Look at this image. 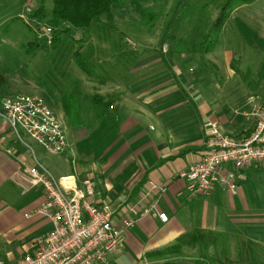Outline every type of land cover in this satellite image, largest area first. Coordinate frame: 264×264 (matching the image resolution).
Masks as SVG:
<instances>
[{"label": "crops", "instance_id": "obj_1", "mask_svg": "<svg viewBox=\"0 0 264 264\" xmlns=\"http://www.w3.org/2000/svg\"><path fill=\"white\" fill-rule=\"evenodd\" d=\"M164 53L169 63V51ZM136 60L130 82L114 81L112 92L111 86L106 88V101H114L115 108L106 106L101 120L96 114L93 130L69 124L72 138L67 137L66 149L59 153L71 150L67 160L74 172L68 175L76 177L80 188L85 189L86 179L93 181L88 196L93 204L109 208L115 220L134 221L123 234V246L96 264H158L162 260L147 255L196 231L198 242L186 248L203 255L173 263L223 264L217 254L219 237L246 241L264 251V165L252 163L237 171L235 191L217 183L209 194H194L182 176L206 153L207 120L217 119L230 136L255 129L252 112L264 104V73L239 87L224 80L220 91L226 97L208 98L198 88L197 76H184L174 63L165 64L160 52ZM7 127L0 118V259L10 263L30 251L52 223L32 217L46 196L43 187L31 183L33 155L8 137ZM86 141L105 144L98 154ZM158 212L166 213L168 221ZM214 240L215 246L209 245ZM212 247L216 254L211 258L206 252Z\"/></svg>", "mask_w": 264, "mask_h": 264}, {"label": "rangeland", "instance_id": "obj_2", "mask_svg": "<svg viewBox=\"0 0 264 264\" xmlns=\"http://www.w3.org/2000/svg\"><path fill=\"white\" fill-rule=\"evenodd\" d=\"M226 1L149 0L144 4L151 13L145 18L117 19L110 22V26H96L94 31L84 35L74 31L73 37L63 38L50 46L48 52L41 49L31 52L28 43L38 37L43 41L47 21L37 26L31 21V11L28 10L31 8L33 12L43 3L49 17L52 0H0V73L10 85L6 98L22 94L42 97L60 118L68 139H71L69 116L89 129L95 128L94 96L102 94L106 98L107 87L111 86L110 92L116 90L114 81L121 84L130 82L133 78L130 71L137 62L136 58L160 52L161 40L165 38L168 45L163 44L162 48L164 52L169 51V63H174L184 76H197L196 84L204 89L206 97L215 94L226 97V93L220 91L224 89L221 85L224 80L239 87L242 82L247 84V81L260 78L264 73V0H254L234 10L216 37L212 25ZM209 44L211 49L204 51L202 48ZM79 49L87 71L74 58L75 51ZM204 81L208 84H201ZM7 129L10 139L26 147L17 141L10 128ZM24 138L40 162L57 179L74 172L72 169L69 171L67 160L70 149L58 155L26 133ZM86 143L98 154L105 144L100 141ZM35 215L41 220L47 219L38 214V208L32 217ZM215 240L221 244L217 254L223 264H264L263 248L257 245L235 242L227 237ZM215 240L209 245L215 246ZM215 254V247L206 252L211 258ZM202 255V251L185 248L183 256L169 259L184 261ZM150 259L160 260L159 256ZM210 264L216 263L211 261Z\"/></svg>", "mask_w": 264, "mask_h": 264}, {"label": "built area", "instance_id": "obj_3", "mask_svg": "<svg viewBox=\"0 0 264 264\" xmlns=\"http://www.w3.org/2000/svg\"><path fill=\"white\" fill-rule=\"evenodd\" d=\"M28 11L32 13L31 8ZM44 33L51 43V28L45 27ZM252 115L257 122L248 134L230 136L221 129L217 119L204 123L206 153L182 173L192 193L209 194L217 183L235 191L237 171L252 163L264 165V104ZM0 118L35 159V164L29 167L31 183L43 187L46 196L38 207V214L52 223L51 230L35 239L30 251L15 262L0 259V264H96L119 250L123 246V234L134 221L115 220L109 208L93 204L88 198L93 193L90 179L85 180V189L79 187L74 175L57 179L35 157L34 149L24 138L26 133L52 153L65 151L64 124L46 101L30 94L6 98L1 103ZM157 215L162 221H168L166 213Z\"/></svg>", "mask_w": 264, "mask_h": 264}, {"label": "trees", "instance_id": "obj_4", "mask_svg": "<svg viewBox=\"0 0 264 264\" xmlns=\"http://www.w3.org/2000/svg\"><path fill=\"white\" fill-rule=\"evenodd\" d=\"M146 1L149 0H52V8L49 12V17L48 10L45 9V6L41 3L30 16L33 19V23L37 26L44 20L47 21L46 27H50L52 30V41L49 43L46 38H44L43 41H40L38 37L28 43L29 49L31 52L39 49L48 52L50 46L58 43L63 38L67 36L73 37L74 31H80L84 35L94 31L96 26H110L111 24L109 23L117 21V19L120 20L127 17L132 20L145 18L146 15L151 13L150 9L144 4ZM252 1L254 0H227L212 25L216 37H218L221 29L225 26L230 14L234 10H238L240 6ZM80 40L82 41V37ZM165 40L167 39L165 38L161 40L160 55L164 60V63L168 64L163 48L161 49L162 45L165 44ZM214 42H216V40ZM211 46L212 45L209 44L208 47H203L202 49L204 51H209ZM81 53V49L76 50L74 58L79 66L87 71V64L83 60V53ZM9 89V81L2 73H0V105L9 95ZM94 100L96 105L94 112L97 114L96 117L99 120L105 115L106 106L108 109H110L111 106L112 108H115L114 101H106L105 96L101 94L95 95ZM68 121L73 128H79L84 125V123L80 121L73 120L71 115L69 116ZM199 233V231H196L182 235L178 237L173 244L158 250V253H150L147 256H149V258L159 256L160 260H162L160 264H175L173 263L175 261H170V259L183 256L186 247L192 246L198 242L200 238ZM165 258H167L166 260L168 261H165Z\"/></svg>", "mask_w": 264, "mask_h": 264}]
</instances>
